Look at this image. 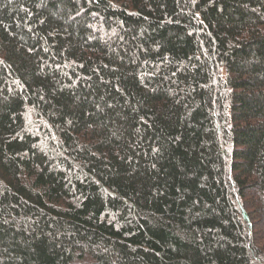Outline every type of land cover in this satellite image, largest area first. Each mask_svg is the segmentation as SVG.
I'll use <instances>...</instances> for the list:
<instances>
[{"label":"trees","instance_id":"1","mask_svg":"<svg viewBox=\"0 0 264 264\" xmlns=\"http://www.w3.org/2000/svg\"><path fill=\"white\" fill-rule=\"evenodd\" d=\"M264 264V0H0V264Z\"/></svg>","mask_w":264,"mask_h":264},{"label":"rangeland","instance_id":"2","mask_svg":"<svg viewBox=\"0 0 264 264\" xmlns=\"http://www.w3.org/2000/svg\"><path fill=\"white\" fill-rule=\"evenodd\" d=\"M92 261L93 259L90 256L85 255L83 258L75 260L72 264H89Z\"/></svg>","mask_w":264,"mask_h":264}]
</instances>
